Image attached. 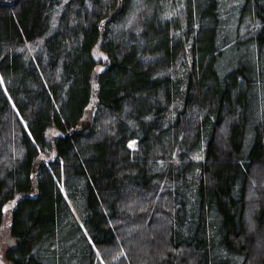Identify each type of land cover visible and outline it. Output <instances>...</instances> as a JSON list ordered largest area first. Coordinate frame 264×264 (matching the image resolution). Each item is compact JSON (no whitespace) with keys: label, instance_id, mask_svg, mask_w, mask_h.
<instances>
[{"label":"trees","instance_id":"obj_1","mask_svg":"<svg viewBox=\"0 0 264 264\" xmlns=\"http://www.w3.org/2000/svg\"><path fill=\"white\" fill-rule=\"evenodd\" d=\"M0 250L264 264V0H0Z\"/></svg>","mask_w":264,"mask_h":264},{"label":"rangeland","instance_id":"obj_2","mask_svg":"<svg viewBox=\"0 0 264 264\" xmlns=\"http://www.w3.org/2000/svg\"><path fill=\"white\" fill-rule=\"evenodd\" d=\"M140 9L138 7H135L133 6L132 10L130 11L128 18L126 19L125 23L126 25H130L132 23H134L139 15V12ZM242 30V29H241ZM93 57L95 59V61L97 62V65H96V69H95V73H98L100 72L103 67H104V62L106 61V56L105 54L99 49V47H95L93 49ZM94 101V99L92 100V102ZM59 132L55 131L54 129H50L47 131V136L48 138H52V136L54 135H57ZM129 145H131V147L133 146V143L131 142ZM53 157V154H51L49 157H46V156H42L41 158H43L44 160H48L50 158ZM14 205V202L10 203V204H7L5 205L4 207V211L5 209H7V211H9ZM5 213H7L5 211ZM7 218H8V215H6V221H7ZM7 234H6V231H4L2 233V237H3V244L1 245V247H5V243L7 242V238H6ZM6 238V239H5ZM0 261L3 262V264H9L3 257V252L2 250H0ZM102 262V261H101Z\"/></svg>","mask_w":264,"mask_h":264},{"label":"water","instance_id":"obj_3","mask_svg":"<svg viewBox=\"0 0 264 264\" xmlns=\"http://www.w3.org/2000/svg\"><path fill=\"white\" fill-rule=\"evenodd\" d=\"M9 242L10 245H12V241L11 240H7Z\"/></svg>","mask_w":264,"mask_h":264},{"label":"snow or ice","instance_id":"obj_4","mask_svg":"<svg viewBox=\"0 0 264 264\" xmlns=\"http://www.w3.org/2000/svg\"><path fill=\"white\" fill-rule=\"evenodd\" d=\"M134 143V142H133ZM131 146V145H130ZM5 211H7V209H5ZM0 264H3V262L2 261H0Z\"/></svg>","mask_w":264,"mask_h":264}]
</instances>
